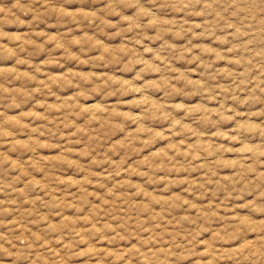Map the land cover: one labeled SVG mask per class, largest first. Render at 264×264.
Here are the masks:
<instances>
[{
	"label": "clouds",
	"instance_id": "1",
	"mask_svg": "<svg viewBox=\"0 0 264 264\" xmlns=\"http://www.w3.org/2000/svg\"><path fill=\"white\" fill-rule=\"evenodd\" d=\"M0 264H264V0L0 3Z\"/></svg>",
	"mask_w": 264,
	"mask_h": 264
},
{
	"label": "rangeland",
	"instance_id": "2",
	"mask_svg": "<svg viewBox=\"0 0 264 264\" xmlns=\"http://www.w3.org/2000/svg\"><path fill=\"white\" fill-rule=\"evenodd\" d=\"M4 2V0H0V3ZM8 3L11 2V0H7ZM41 27H44V25H41ZM15 30H19V31H23L24 29H15ZM49 31H56L59 30V26L57 28L54 29H48Z\"/></svg>",
	"mask_w": 264,
	"mask_h": 264
}]
</instances>
